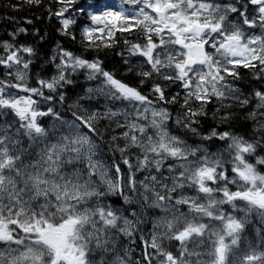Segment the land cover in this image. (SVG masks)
Here are the masks:
<instances>
[{
	"label": "snow or ice",
	"instance_id": "6c2138e0",
	"mask_svg": "<svg viewBox=\"0 0 264 264\" xmlns=\"http://www.w3.org/2000/svg\"><path fill=\"white\" fill-rule=\"evenodd\" d=\"M25 6L55 23L0 38V264H264V0Z\"/></svg>",
	"mask_w": 264,
	"mask_h": 264
},
{
	"label": "trees",
	"instance_id": "16d2710c",
	"mask_svg": "<svg viewBox=\"0 0 264 264\" xmlns=\"http://www.w3.org/2000/svg\"><path fill=\"white\" fill-rule=\"evenodd\" d=\"M16 2H18V0H0V38L6 39V32L12 30L13 23L11 19H6L8 17L15 16L17 21H21L24 18L33 19L34 24L42 29L45 28L49 23H55L54 21L49 22L45 17H41L42 10L28 8L25 6L21 12L14 13L11 8L6 7L8 4ZM48 30L51 31V29ZM57 39H59V37H57ZM117 51H119V49H117ZM70 102L71 101H69V103Z\"/></svg>",
	"mask_w": 264,
	"mask_h": 264
},
{
	"label": "rangeland",
	"instance_id": "374dc122",
	"mask_svg": "<svg viewBox=\"0 0 264 264\" xmlns=\"http://www.w3.org/2000/svg\"><path fill=\"white\" fill-rule=\"evenodd\" d=\"M108 2H118V0H108Z\"/></svg>",
	"mask_w": 264,
	"mask_h": 264
}]
</instances>
